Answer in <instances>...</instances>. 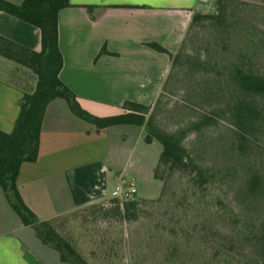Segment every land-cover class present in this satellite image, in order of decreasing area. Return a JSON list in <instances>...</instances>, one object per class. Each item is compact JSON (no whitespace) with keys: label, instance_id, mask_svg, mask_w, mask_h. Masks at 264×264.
<instances>
[{"label":"crops","instance_id":"1","mask_svg":"<svg viewBox=\"0 0 264 264\" xmlns=\"http://www.w3.org/2000/svg\"><path fill=\"white\" fill-rule=\"evenodd\" d=\"M7 1L21 5L25 0ZM211 2L70 0L71 6L59 14L61 80L82 108L97 117L124 114L127 101L150 106L172 66L170 57L150 44L177 53L194 14ZM0 35L35 51L42 48L40 29L6 12H0ZM35 86L30 70L14 62L0 67L1 131H13L23 93ZM145 137V126L98 129L76 116L64 99L54 100L46 111L38 161L23 164L17 180L24 202L40 221H48L117 199L115 194L131 182L140 192L137 163L155 143H146ZM0 264H68L24 225L3 188Z\"/></svg>","mask_w":264,"mask_h":264},{"label":"rangeland","instance_id":"2","mask_svg":"<svg viewBox=\"0 0 264 264\" xmlns=\"http://www.w3.org/2000/svg\"><path fill=\"white\" fill-rule=\"evenodd\" d=\"M226 5L223 27L203 23L190 29L192 18L178 60L147 116L168 133L186 132L192 160L209 175L208 200L194 201L186 173L166 174L164 182L154 178L163 150L155 142L137 163L140 192L117 199L122 205L137 201L136 218L106 216L108 209L94 204L59 220L64 236L90 264H259L256 249L239 240L215 205L217 198L224 200L240 211L241 220L247 209L254 210L255 220L264 216V199L254 201L244 191L253 173L264 179V97L247 98L262 119L250 129L246 154L237 151L232 113L233 103L244 98L232 81L234 67L264 74V0H227ZM202 13H216L214 0Z\"/></svg>","mask_w":264,"mask_h":264},{"label":"trees","instance_id":"3","mask_svg":"<svg viewBox=\"0 0 264 264\" xmlns=\"http://www.w3.org/2000/svg\"><path fill=\"white\" fill-rule=\"evenodd\" d=\"M226 1L214 0L216 7L214 14L195 13L190 29L203 23L218 28L223 27L228 21ZM70 6V0H25L21 5L0 0V12H6L40 29L42 43L41 50L35 51L0 35V57L30 70L36 76L35 89L32 92L23 93L20 113L13 131L7 133L0 130V188L5 191L8 202L20 216L24 225L33 228L45 245L58 251L63 262L90 264L72 240L64 236L58 224L59 220L65 221L70 214L48 221H40L24 202L17 184L22 165L38 161L46 111L54 100L64 99L76 116L98 129L124 124L145 126L146 143L159 142L163 148L154 169V178L164 182L166 174L179 172L188 174L195 202L208 200L209 175L192 160L184 145L185 131L168 133L147 119L150 106L127 101L123 105L124 114L105 118L97 117L82 108L76 94L60 78L64 67V57L60 49L59 14ZM150 46L168 55L172 60V66H175L180 50L177 54H172L158 43H152ZM232 81L244 96L243 99L233 103L232 113L239 143L237 151L246 154L250 129L262 119L261 112L253 101L247 98L264 97V74H258L247 69L246 66L237 65L233 69ZM244 191L246 196L254 201L264 199V179L258 172L253 173L247 179ZM216 203L215 208L218 215L224 222L233 226L234 234L240 241L251 243L260 256L259 264H264V216L255 220L254 210L247 209L248 217L241 220L240 211H236L224 200L217 198ZM100 204L104 209H108L106 216L120 213L129 220L138 216L137 201H128L122 205L119 200L114 199L96 205ZM252 214L255 216L253 217Z\"/></svg>","mask_w":264,"mask_h":264},{"label":"built area","instance_id":"4","mask_svg":"<svg viewBox=\"0 0 264 264\" xmlns=\"http://www.w3.org/2000/svg\"><path fill=\"white\" fill-rule=\"evenodd\" d=\"M137 187L134 183H130L128 186L122 187L119 192L115 194L117 199L129 200L137 194Z\"/></svg>","mask_w":264,"mask_h":264}]
</instances>
